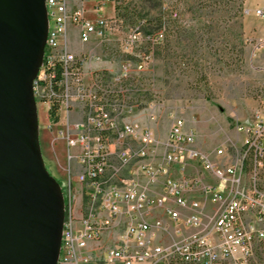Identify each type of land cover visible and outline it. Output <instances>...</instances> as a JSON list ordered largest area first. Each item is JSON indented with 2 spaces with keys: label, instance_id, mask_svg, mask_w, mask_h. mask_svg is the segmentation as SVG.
Listing matches in <instances>:
<instances>
[{
  "label": "built area",
  "instance_id": "built-area-1",
  "mask_svg": "<svg viewBox=\"0 0 264 264\" xmlns=\"http://www.w3.org/2000/svg\"><path fill=\"white\" fill-rule=\"evenodd\" d=\"M109 1L46 0L48 34L34 92L46 108V127L55 141L67 143L69 165L79 168L77 182L72 177L62 186L59 263L253 264L264 241V97L251 120L234 124L241 144L228 138L212 150L202 148L195 129L174 110L161 140L154 127L132 119L133 75L152 56L127 54L137 56L140 44L160 42L163 31L142 33L136 26L120 38L115 72L109 66L88 74V56H102L71 49L70 22L79 27L81 42L103 45L114 19L105 15ZM54 106L57 117L50 114ZM208 202L218 204L210 215ZM157 208L193 231L180 241L157 242L160 231L168 230L162 219H151ZM116 230L120 236L110 245L106 238Z\"/></svg>",
  "mask_w": 264,
  "mask_h": 264
},
{
  "label": "rangeland",
  "instance_id": "rangeland-1",
  "mask_svg": "<svg viewBox=\"0 0 264 264\" xmlns=\"http://www.w3.org/2000/svg\"><path fill=\"white\" fill-rule=\"evenodd\" d=\"M119 5L103 45L92 42L94 49L85 51L97 52L113 72L118 70L113 54L120 38L136 26L142 33L163 31L160 42L140 44L134 50L137 56L127 54L137 60L152 56L133 75L137 84L131 91L136 103L132 119L154 127L163 140L174 110L195 129L202 148L212 150L228 138L241 144L243 134L234 124L251 120L264 97V14L257 12L264 11V0H121ZM79 31L74 25L71 36L80 38ZM38 111L49 172L61 186L72 177L76 183L79 168L69 165L67 143L55 141L56 133L46 127L43 104H38ZM253 262L264 264V241Z\"/></svg>",
  "mask_w": 264,
  "mask_h": 264
},
{
  "label": "water",
  "instance_id": "water-1",
  "mask_svg": "<svg viewBox=\"0 0 264 264\" xmlns=\"http://www.w3.org/2000/svg\"><path fill=\"white\" fill-rule=\"evenodd\" d=\"M46 0H0V264H60L65 199L40 144Z\"/></svg>",
  "mask_w": 264,
  "mask_h": 264
},
{
  "label": "crops",
  "instance_id": "crops-1",
  "mask_svg": "<svg viewBox=\"0 0 264 264\" xmlns=\"http://www.w3.org/2000/svg\"><path fill=\"white\" fill-rule=\"evenodd\" d=\"M92 4L91 1H89L87 3V5L90 7ZM107 17H113L115 18L116 16V2L114 0H111L107 3L106 6V14ZM74 25L72 23H69L68 29H69V34L70 36L72 35V30H73ZM69 36V39H70ZM71 49L73 51H75L76 53H81L83 51H91L93 50V43L92 42H87V43H83L81 42L80 38L77 36H71ZM85 67H86V71L88 74H92L95 71H99L103 68H107L109 67V64L106 60H97L95 58L89 57L88 60H86L85 62ZM155 191L160 193L162 191V186L161 184H159L156 188ZM215 204V207L212 208V206ZM218 207V204L213 203V202H208L207 204V211L211 212L214 209H216ZM179 210H181L182 212H186L187 210L183 209V208H179ZM154 217L157 218H161L162 220L165 221L166 225L168 226V230L167 232H163L162 230L159 233V237L157 239V242L159 243H169L172 242L174 240H178L180 239V237L186 235V233H189V230H191V228H183L181 226H178L164 211L163 208H157L155 209V211L153 212V215L151 216V219H154ZM120 232L121 230H116V231H112V235H110V237L106 238V241L108 244L113 245L115 243H117L118 238L120 236ZM114 236V237H113ZM77 264H100L97 261L91 260V261H81ZM110 264H125L122 261H114ZM136 264H165L162 261H158V262H154V263H150V262H140V263H136Z\"/></svg>",
  "mask_w": 264,
  "mask_h": 264
},
{
  "label": "trees",
  "instance_id": "trees-1",
  "mask_svg": "<svg viewBox=\"0 0 264 264\" xmlns=\"http://www.w3.org/2000/svg\"><path fill=\"white\" fill-rule=\"evenodd\" d=\"M117 1V3H116V11H119V9H120V5H119V3H120V1L121 0H116ZM120 16V14H118L117 15V17H119ZM58 74H59V69H58ZM56 106H54V108L52 109V111L50 112V114H52V116H54V117H57V115H56V108H55ZM178 264H188V263H185V262H179ZM190 264V263H189Z\"/></svg>",
  "mask_w": 264,
  "mask_h": 264
}]
</instances>
